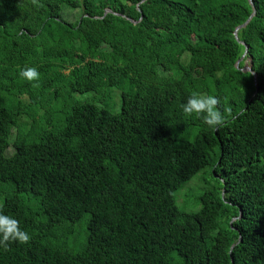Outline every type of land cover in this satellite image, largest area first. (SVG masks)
I'll list each match as a JSON object with an SVG mask.
<instances>
[{
    "label": "trees",
    "instance_id": "trees-1",
    "mask_svg": "<svg viewBox=\"0 0 264 264\" xmlns=\"http://www.w3.org/2000/svg\"><path fill=\"white\" fill-rule=\"evenodd\" d=\"M251 2L0 0V213L30 236L0 246V264H264V0ZM193 92L218 99L221 126L182 111ZM206 166L217 184L178 207Z\"/></svg>",
    "mask_w": 264,
    "mask_h": 264
},
{
    "label": "clouds",
    "instance_id": "clouds-1",
    "mask_svg": "<svg viewBox=\"0 0 264 264\" xmlns=\"http://www.w3.org/2000/svg\"><path fill=\"white\" fill-rule=\"evenodd\" d=\"M20 75L29 81L39 78V72L35 67L23 68ZM218 103V99L212 95L193 92L181 107L185 114H195L204 124L215 130L227 119L216 107ZM29 240V234L20 227V222L16 218L0 213V246L7 247L12 241L25 244Z\"/></svg>",
    "mask_w": 264,
    "mask_h": 264
},
{
    "label": "rangeland",
    "instance_id": "rangeland-1",
    "mask_svg": "<svg viewBox=\"0 0 264 264\" xmlns=\"http://www.w3.org/2000/svg\"><path fill=\"white\" fill-rule=\"evenodd\" d=\"M71 10L65 9L62 11L63 17L67 20L74 21L80 14V11L77 9L73 12ZM248 64V63H246ZM245 64V65H246ZM117 92L116 89L111 90V99L106 103L108 108L112 111H117L119 108V101L115 100V95ZM90 95V94H88ZM84 95L81 97L80 93H75L74 97L77 99L84 100L88 97ZM99 105H104V103H98ZM213 168L211 166H206L200 171L192 175V177L185 181L179 190L175 193V202L178 207L186 211H196L199 209L201 203L199 201V196L212 185H216V178L219 176L212 173Z\"/></svg>",
    "mask_w": 264,
    "mask_h": 264
},
{
    "label": "water",
    "instance_id": "water-1",
    "mask_svg": "<svg viewBox=\"0 0 264 264\" xmlns=\"http://www.w3.org/2000/svg\"><path fill=\"white\" fill-rule=\"evenodd\" d=\"M248 1H249V3L253 6V3L251 2V0H248ZM107 11H110V10H109V9H105V12H107ZM254 13H255V10L252 11V13L248 16V18H247L242 24L236 26V28H235V30H234V35H235V37H237V36H236V31H237L238 29L242 28V27H245L246 24H247V23L249 22V20L251 19V17L254 15ZM235 67L238 68V61L235 63ZM241 70H243V71H245V70H246V71H252V70H251V65H250V64H246V65H244L243 68H241ZM252 73H253L254 82H255V80H256V75H255L254 72H252ZM230 223H231V222H230ZM232 247H233V245L231 246L230 250L232 249Z\"/></svg>",
    "mask_w": 264,
    "mask_h": 264
}]
</instances>
